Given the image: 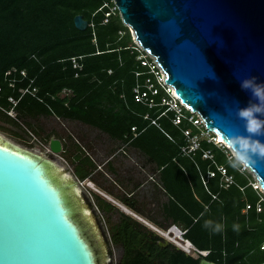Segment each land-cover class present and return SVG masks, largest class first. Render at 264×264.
I'll use <instances>...</instances> for the list:
<instances>
[{
  "label": "trees",
  "instance_id": "1",
  "mask_svg": "<svg viewBox=\"0 0 264 264\" xmlns=\"http://www.w3.org/2000/svg\"><path fill=\"white\" fill-rule=\"evenodd\" d=\"M113 6V0H0V115L32 131H36L32 119L55 116L90 125L113 139L129 140L160 167V183L182 211L173 220L182 222L187 229L184 237L191 243L210 250L206 259L218 264H263L264 208H255L262 193L253 187L254 178L230 166L223 144L199 135L206 128L192 121L195 113L191 118L182 107L179 121L174 122L170 95L155 79L157 67L147 55L150 63L138 58L144 52L135 47ZM77 14L87 20L85 29L74 25ZM72 56H81L80 70L72 66ZM8 69H15L9 76L15 79L13 86L5 76ZM146 78L156 86V92L148 94L152 105L133 97V87ZM26 86L36 90L20 97L13 118L5 111L10 107L7 98H17ZM184 130L197 135L198 146L188 154L182 151L188 145ZM67 137L62 152L77 151L73 170L85 178L95 163L82 156L78 137V143L70 134ZM218 167L231 175L228 185ZM261 203L264 206V198ZM246 204L250 206L244 212ZM206 222L211 225L205 227ZM215 225L221 230L215 231ZM123 232L125 252L118 264H155V259L163 264H200L201 256L187 255L172 243L162 246L158 240L163 237L155 233L148 235V246L138 247L144 232L129 223Z\"/></svg>",
  "mask_w": 264,
  "mask_h": 264
},
{
  "label": "water",
  "instance_id": "2",
  "mask_svg": "<svg viewBox=\"0 0 264 264\" xmlns=\"http://www.w3.org/2000/svg\"><path fill=\"white\" fill-rule=\"evenodd\" d=\"M113 2L135 40L163 71L165 82L200 115L206 129L222 138L247 135L236 112L252 99L240 81L254 76L264 82V0ZM73 21L78 29L87 26L81 14ZM255 138L264 142V135ZM4 144L0 143V264H102L84 229V209L100 229L95 205L76 191L77 181L68 177L71 169ZM46 151L58 158L62 140L51 136ZM251 170L264 192V160L258 159ZM199 263L218 264L203 256Z\"/></svg>",
  "mask_w": 264,
  "mask_h": 264
},
{
  "label": "crops",
  "instance_id": "3",
  "mask_svg": "<svg viewBox=\"0 0 264 264\" xmlns=\"http://www.w3.org/2000/svg\"><path fill=\"white\" fill-rule=\"evenodd\" d=\"M91 130L97 132L96 136ZM89 132L92 133L91 136ZM70 135L78 143L75 134ZM81 140L82 156L88 155L95 163L90 174L82 179L75 175L73 161L75 164L77 151L67 152L64 159L71 167L72 176L78 180H90L98 189L84 183L87 194L98 210L96 217L104 224L105 231L112 233L114 237L118 235L124 238L125 223L144 232L143 236L152 233L159 235L156 228H165L172 223L184 228L180 220H173L182 211L161 185L158 175L160 167L148 160V154L129 140L110 138L87 124H83ZM65 145L63 143V147ZM80 191L83 193L82 189ZM158 243L164 246L170 242L164 244L163 240H158ZM117 246L123 248L122 242L117 243ZM154 262L163 264L157 259Z\"/></svg>",
  "mask_w": 264,
  "mask_h": 264
},
{
  "label": "built area",
  "instance_id": "4",
  "mask_svg": "<svg viewBox=\"0 0 264 264\" xmlns=\"http://www.w3.org/2000/svg\"><path fill=\"white\" fill-rule=\"evenodd\" d=\"M116 7V6H113V8ZM106 16H108V12L105 13ZM106 20V18L104 19V21ZM134 44H135V47L141 51L144 52V54H140L138 55V58H141V62L142 63H150L148 62L147 58H145V56H149L152 58V62L154 63L155 67H157L158 69V72L157 71H154L155 73V79H156V82L157 84H159L160 86H163L165 91L170 95V99H169V104L170 106L175 109L176 111V116L174 118V122L177 123L179 121V117H180V113H181V108H185V109H188L190 112H191V118H192V114H194L195 112H192L189 107L187 105H185L183 102H181L179 100V98L173 94V89L172 87L167 84L164 80V76H163V73L161 71V69L159 68L158 64L156 63V61L154 60V58L148 53L146 52L145 50L142 49V47L140 46V44L135 40L134 41ZM77 57L80 58L81 56H72L70 57L71 61H72V66L78 70H80L82 68V64L77 60ZM151 68L152 70L154 69L153 68V64H151ZM78 70L75 72V76L78 75ZM15 71V69H8L6 72H5V76L8 78V84L10 86H13L14 82H15V79L14 78H9V76ZM110 72V70H109ZM20 74L22 76H26V71L25 70H20ZM161 74L163 76V78H161ZM32 81V79H31ZM142 87H145V88H142ZM35 87H32L30 88L29 86H26L24 88H21L20 89V95L15 98L13 96H9L7 98V103L10 105V107L8 109H5L6 113L11 116V117H15L16 116V111L14 109V106L17 104L18 100L20 99V97L26 93V92H29V93H32L34 94L35 92ZM64 92H66L67 90H63ZM156 92V86H155V83L152 82L149 78H146L145 82L143 84H136L134 87H133V97L136 101H140V102H143V103H146V104H149V105H152L153 102H152V98L148 96L149 93H155ZM196 114V119L193 118L192 121L195 123V124H198V125H204L203 123V120L202 118L197 114ZM145 117L147 115H144ZM152 122H155L154 120H152ZM134 129V127H132V130ZM205 131L208 133L209 135V138H212L214 139V141L216 142V139L214 137V135L212 134L210 136L211 132L210 130L208 129H205ZM31 133V132H30ZM184 133L187 137V140H188V145L187 146H184L182 148V151L186 154L190 153L192 150H194L197 146H198V141H197V135H191L189 130H184ZM204 156H207L206 153H204ZM221 172L224 174V180L226 181V185H228V183H230L232 181V177L231 175H227L225 173V170L222 168V167H218ZM210 175H213V172H210L209 173ZM78 182L80 184H86V185H89L91 186L93 189H96L98 190L94 184L90 181V180H78ZM253 187H255L256 189H258L259 191L261 190L260 188V185H257L255 179L253 180V182H251ZM262 196H260L259 200L256 202L255 204V208L257 211H261L264 206L262 205L261 201L263 200V196H264V192L262 191ZM213 197H215V195H213ZM249 204H246L245 207H244V211H246L248 208H249ZM177 230L178 231V235H176L173 231ZM186 228H180L178 227L175 223H172L170 225H168L166 228H156V231L158 232V234L167 239L168 242L172 243L173 245H175L177 248L183 250L184 252H186L187 254H190V255H196V256H203V257H206L207 254L209 253V249H200V248H197L193 243H191V241L184 237V234L186 232ZM261 248L264 247V241L262 242Z\"/></svg>",
  "mask_w": 264,
  "mask_h": 264
},
{
  "label": "rangeland",
  "instance_id": "5",
  "mask_svg": "<svg viewBox=\"0 0 264 264\" xmlns=\"http://www.w3.org/2000/svg\"><path fill=\"white\" fill-rule=\"evenodd\" d=\"M128 29L130 31V35H131L133 41H135L134 31L130 28V26H128ZM161 78H163L162 74H161ZM31 123L33 125V128H35V130H36V131L33 130L34 132L32 130H29L26 126H24L22 124H18V125L14 124L10 119L6 118L3 115H0V134L9 138L10 140L16 142L17 144L27 148L28 150L32 151L33 153L38 154L43 159H45V158L50 159L53 163H55L54 161H57L60 165H62L66 169L70 170L71 167H70L69 163L64 159L65 155L63 154V152L59 153L60 156L58 158H54L53 156H51L46 151V146H48V141H49L51 136H55V137L60 138L62 140V143H68L69 137H67V134H71V133L75 134V137H78L79 140L82 141L81 140V132H82V128H83V123H80L77 121H72V120H67V119H59L55 116H46V117H40L38 119H32ZM33 128H31V129H33ZM90 132H92L93 134L95 133V136L97 134V132H95V130H91ZM90 132H89V136H91V134H92ZM199 135L200 136H203V135L209 136L208 133L205 131V129H202L200 131ZM53 166L55 167V164ZM246 171L249 172V170H246ZM250 174L255 179L257 185H259V181L257 180L254 173L250 172ZM68 177L72 180L74 179L75 181H77L76 182L77 185L83 191L82 195H84V197H86L87 201H92L90 196L87 194V191L85 190L86 185L80 184L78 182L77 178H75V176L69 175ZM260 189H261L260 192H262L263 191L262 188H260ZM92 203H93V201H92ZM93 207H94L93 208L94 216H97L98 210L96 209L95 206H93ZM89 214H91V212H89L88 215L85 216V218L87 220V224H84V229L86 231V235L93 242V244L95 246V250H96L97 254L99 255V258H101L102 264H105L104 260L106 259L105 257H107V255H108L107 249L105 248V246L102 245L101 240L98 238V236H97L98 228L95 226L94 221L91 218H89V216H90ZM103 225L104 224H102V222H101L102 227H103ZM91 231H93V233ZM94 237H95V239H94ZM118 248H120V247L116 245L115 246L116 252L112 257L113 263L116 261V258L119 255Z\"/></svg>",
  "mask_w": 264,
  "mask_h": 264
},
{
  "label": "clouds",
  "instance_id": "6",
  "mask_svg": "<svg viewBox=\"0 0 264 264\" xmlns=\"http://www.w3.org/2000/svg\"><path fill=\"white\" fill-rule=\"evenodd\" d=\"M240 87L251 94L246 107L237 109V116L245 122L247 135L234 134L223 137L228 162L233 169L250 170L257 160H264V142L255 137L264 135V82H257L252 76L240 81ZM255 100L256 102H253ZM211 222H206L209 227ZM215 231L221 230V225H215Z\"/></svg>",
  "mask_w": 264,
  "mask_h": 264
},
{
  "label": "flooded vegetation",
  "instance_id": "7",
  "mask_svg": "<svg viewBox=\"0 0 264 264\" xmlns=\"http://www.w3.org/2000/svg\"><path fill=\"white\" fill-rule=\"evenodd\" d=\"M95 220L98 223V226L100 227V229L97 230V236L101 240L102 245L105 246V248L107 249L108 255L107 257H105L106 258L104 260L105 264H118L120 259H122L125 249L121 247L118 248L119 255L114 263L112 262V257L116 252L115 246L117 245V243L123 242L122 241L123 238H120L118 235L114 237L112 233L105 231V229L101 226V221L96 216H95ZM139 238H140V242H138V247L148 246V234L145 235L144 237L140 236ZM146 252L148 254V250Z\"/></svg>",
  "mask_w": 264,
  "mask_h": 264
},
{
  "label": "bare ground",
  "instance_id": "8",
  "mask_svg": "<svg viewBox=\"0 0 264 264\" xmlns=\"http://www.w3.org/2000/svg\"><path fill=\"white\" fill-rule=\"evenodd\" d=\"M162 73H163V71H162ZM163 76H164V73H163ZM173 94L175 95L174 90H173ZM199 116H200V115H199ZM215 139H216V141H219V142L224 143V142H223V138H222V136L219 135V134H216ZM2 142H3V144H4V143H8V144L13 145V146L16 148V150H18V151H19V150H26L29 154L32 153V151L27 150V148H25V147H23V146L17 144L16 142H14V141L10 140L9 138H7V137L3 136L2 134H0V143H2ZM4 146L7 147V144H4ZM25 157L28 158V159H30V160H32V161H34V158L31 157V155H26ZM45 159H46V158H45ZM46 160H47V159H46ZM47 161H50V160H47ZM51 163H53V162H51ZM38 167L40 168L41 171L44 172V170H43V166H42L41 163H39ZM52 168H53V167H52ZM52 171L55 172L56 169L53 168ZM249 172H252V173H253V171H252L251 169L249 170ZM259 185H260V184H259ZM260 187H261V186H260ZM76 191H77V192H80L79 186H76ZM84 212H85V213H89V210L84 209ZM173 232H174L176 235H178V231H177V230L174 229Z\"/></svg>",
  "mask_w": 264,
  "mask_h": 264
}]
</instances>
